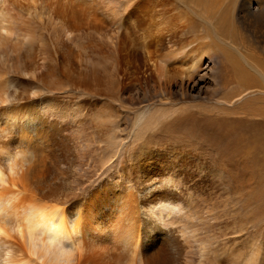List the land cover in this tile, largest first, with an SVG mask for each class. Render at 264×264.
<instances>
[{
  "label": "bare ground",
  "instance_id": "1",
  "mask_svg": "<svg viewBox=\"0 0 264 264\" xmlns=\"http://www.w3.org/2000/svg\"><path fill=\"white\" fill-rule=\"evenodd\" d=\"M176 1L186 9L183 0ZM216 1L204 0L199 13L196 6L187 8L197 14L198 25H189L181 18L179 23H169V13L155 10L158 4L155 5L156 1L151 4L150 0H0V104L4 105L0 106V164L17 150L29 152L30 158L32 154L36 157L26 181L19 186L12 184V191L7 193L9 206L0 200V221L12 223L29 204H40L54 212L63 209L57 214L64 224L61 243L65 247L82 243V264H224L221 257L226 252L222 242L227 240V235L218 221L211 190L199 188V181L191 184L184 174L150 152L139 157L134 153L138 139L155 128L161 118L172 116L175 111L171 114L172 110L166 109L157 117L156 109L128 105L114 119L105 118L103 110L74 107L71 93L81 99L101 93L117 99L125 79L114 75L116 69L105 57L104 50L103 56H75L68 46L70 43L64 42L65 36L78 31L88 36L93 32L98 38L112 37L110 32L115 26V48L120 58L127 54L134 62L130 66L133 68L130 81L139 84L153 79L156 84L166 85L171 80L165 75L174 67L191 72L196 78L203 52L211 51L214 42L226 45L225 36L236 32L228 27L232 19L223 15L222 4L218 6ZM234 3L243 28L254 31L264 28V0H235ZM108 4L112 5L110 9ZM164 9H167L165 5ZM45 16L54 17L57 24L64 26L65 33L49 36L44 44L47 48L42 51L28 31L23 30L27 23L45 20ZM132 17H138L140 23L144 22L141 18H147L148 35L139 34L138 53L135 51L137 38H131ZM186 29H191V36H179ZM205 38L211 44L204 43ZM41 54L44 56L39 57ZM239 57L264 83V72L252 67L242 55ZM162 62L163 80L159 77ZM63 83L69 90L59 91ZM236 86L238 90L233 92L236 100L257 91L240 82L230 90ZM120 126L128 128L124 136L121 134L124 128ZM56 152L64 159L59 165ZM208 168L212 173L211 160ZM97 180L100 181L93 185ZM13 202H17L15 206ZM231 263L238 264L236 260ZM247 264H255V260Z\"/></svg>",
  "mask_w": 264,
  "mask_h": 264
},
{
  "label": "rangeland",
  "instance_id": "2",
  "mask_svg": "<svg viewBox=\"0 0 264 264\" xmlns=\"http://www.w3.org/2000/svg\"><path fill=\"white\" fill-rule=\"evenodd\" d=\"M175 1L176 0H165L163 4L161 0H150L151 4L154 2L155 5L156 3L158 4L155 10H161L159 12L164 10L169 13L167 15L169 16V23H173V21L174 23H179V21L184 19L182 21L183 23L198 25L195 16L197 14H192L187 8L196 6L197 13H199V10H201L205 4L204 0H183L186 9H184L185 6L182 7ZM216 2L218 6L222 4L221 11H225L223 15L232 19L231 26L228 27H233V30L236 32L233 31L231 35H224L225 38H227V41L225 40L226 45L219 44L218 42L211 44L209 39L205 38L206 40L203 42L211 44V51L208 52L205 50L203 52L201 68L197 77L195 78L192 76L190 74L191 72L187 73L186 70L185 72L184 69L177 67L170 68L168 71V73H170H167L165 76L171 81L169 80L170 82L166 85L164 83L156 84L157 82L153 79L139 84L130 81L133 71V68L130 66L133 67L134 62L132 63L133 60L131 57L129 58L126 53H122L126 54V57L121 54L123 57H121L122 61H120V54H118L117 48H115V26H113L114 30L110 32L114 38L109 36L106 38H98V35H95L93 32L88 36L82 31H80V33L78 31L76 34L73 33L67 37L65 36V41H63L66 42L67 45L70 43L68 46H70L73 55L95 54L97 56H103L106 54L105 57H107L112 67L116 69L114 75L119 79H125V82L120 86L121 90L117 99L112 95L110 96V94H106V97L105 93L92 97L84 96L82 99L75 93H71L70 97L72 98V105L74 107L82 106L88 109L93 108V111L101 112L103 110L102 115L105 118L110 116L115 119L116 113L120 112L124 107L127 108L129 106H134L132 108L138 107V109H144L146 107H149V110L156 109L155 111L157 114H155L158 115L157 117H159L161 112L167 111L166 109H168V111L171 109V114L175 111L172 116L170 115L164 119L159 118L161 125L158 121L155 128L143 134L145 138L142 135L140 139H138L135 144L136 148L134 147L135 155L139 157L143 153H152L154 155L153 157H157L162 162L171 164L178 172L180 171V173L184 174L191 184L199 181V188L203 187L202 189L211 190L215 199L214 205L216 206L215 208L219 218L218 221L222 226L223 232L227 235L225 237L227 240L225 239L224 242H222L225 244L223 249L226 252V254L221 257L224 264H232L231 260H236L238 264L240 262V264H247L252 260H255V264H264V83L243 64L239 57V54L242 55L248 63L250 62L253 64L252 67L258 68L264 72V28L257 30L258 32L250 27L243 28L240 25L241 19H239L237 13L234 3L235 0H217ZM38 3L41 4L40 1H38ZM164 5L168 10L164 9ZM172 5H174V8L177 6L176 9L173 10ZM108 6V9L112 7L111 4H108ZM147 9L151 11L152 8L149 7ZM147 9L145 8V11H149ZM13 12L16 13V10ZM239 15L241 16V14ZM171 18L175 20L177 18L178 21ZM180 18L181 20H179ZM141 19L144 22L140 23L138 17H132L130 21L133 33L131 38L133 39L135 37L138 41V43H136L137 48L135 47L137 53L139 52V45L141 42L138 38H141L140 36L142 34L148 35L147 18ZM41 21L35 20V24L34 22L27 23L28 25H25V30H23V32L26 31L27 33L28 31L34 39L33 43L41 47V50L42 48L45 50L47 48L45 45L48 42V37L57 34L63 35L65 30L64 26L60 23L57 24L58 21L54 20V17L47 19V16H45V20L41 19ZM41 28H43V30ZM65 28L67 30V27ZM135 30H137V32H135ZM192 33L191 29H186L183 33H180L181 35L179 36L189 38ZM45 34H48V36ZM110 40L114 43L112 44ZM88 45L89 47H87ZM83 51H85V53ZM42 56H44V54H41L39 57ZM160 65L161 71L159 77L164 75L162 71L164 63L162 62ZM179 70L183 71V74L186 73L185 75H187L188 79H186L188 82H186L187 80L184 78L185 75L182 73L179 74L181 72H178ZM171 71L174 73L172 76ZM163 77L164 76H161V80H163ZM174 77L175 79H173ZM180 78H184V80L181 82V80L179 81ZM236 82H240V85L244 87H252L253 90L260 91V93L255 91L256 93H251L244 98L242 97L243 99H233V92L235 94L238 87L236 86L231 90L230 88H233ZM136 84L138 85L136 86ZM146 88L149 89L147 90ZM61 90H69V86H65L63 83L59 91ZM150 96L152 97L151 99ZM83 99L86 100L83 101ZM91 99H93V101ZM229 99L231 100L229 101ZM165 101L168 102L166 103ZM73 102L76 103L73 104ZM159 107H162L161 109L164 110H161ZM179 109L180 111H178ZM162 119L165 121L163 122ZM178 119L179 122L177 121V123H175L174 121ZM181 120H184L185 123H180ZM129 123L130 120L128 121V124ZM174 124L177 125L173 126ZM120 128H124V132L121 133L122 136H124L128 128L122 126H120ZM191 130H193V132ZM141 138L146 140L143 141ZM104 140H106L105 134ZM144 142L147 143L148 147ZM143 150L144 152H142ZM56 153L59 161L61 158L60 154L58 152ZM208 160L214 163V170L212 173H210L208 168ZM58 161L57 165H59L60 162H64V159L61 158V161ZM126 161V164L130 165L127 159ZM84 168L86 169V167ZM210 174L211 177H209ZM99 181L100 180H97L95 182L96 184L94 183L93 185L96 186ZM257 257L258 260H256Z\"/></svg>",
  "mask_w": 264,
  "mask_h": 264
},
{
  "label": "clouds",
  "instance_id": "3",
  "mask_svg": "<svg viewBox=\"0 0 264 264\" xmlns=\"http://www.w3.org/2000/svg\"><path fill=\"white\" fill-rule=\"evenodd\" d=\"M29 154L17 150L0 164V200L6 206L12 184H23L35 163V155L30 158ZM62 210L54 212L40 204H29L12 223L0 221V264H82L83 244L65 247L61 243L64 224L57 214Z\"/></svg>",
  "mask_w": 264,
  "mask_h": 264
}]
</instances>
